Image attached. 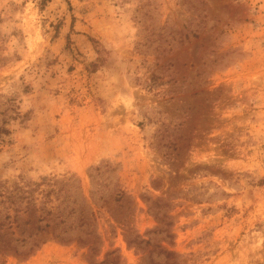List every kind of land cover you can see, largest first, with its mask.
Instances as JSON below:
<instances>
[{"label": "rangeland", "instance_id": "1", "mask_svg": "<svg viewBox=\"0 0 264 264\" xmlns=\"http://www.w3.org/2000/svg\"><path fill=\"white\" fill-rule=\"evenodd\" d=\"M0 264H264V0H0Z\"/></svg>", "mask_w": 264, "mask_h": 264}, {"label": "trees", "instance_id": "2", "mask_svg": "<svg viewBox=\"0 0 264 264\" xmlns=\"http://www.w3.org/2000/svg\"><path fill=\"white\" fill-rule=\"evenodd\" d=\"M58 216H59V214H58V212H57V214L54 215V217L56 218V217H58ZM60 217H61V216H60ZM55 218H54V219H55ZM60 220H61V219H60ZM49 221H52V220H49ZM60 222H62V221H60ZM46 224L48 225V222H47ZM80 225H81V224H80ZM61 238H62V237H61ZM61 238H60V239H61Z\"/></svg>", "mask_w": 264, "mask_h": 264}]
</instances>
